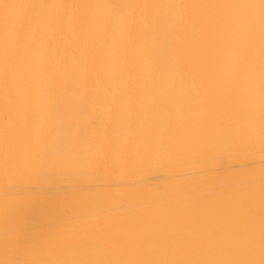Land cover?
<instances>
[{"label": "bare ground", "instance_id": "6f19581e", "mask_svg": "<svg viewBox=\"0 0 264 264\" xmlns=\"http://www.w3.org/2000/svg\"><path fill=\"white\" fill-rule=\"evenodd\" d=\"M0 264H264V0H0Z\"/></svg>", "mask_w": 264, "mask_h": 264}]
</instances>
